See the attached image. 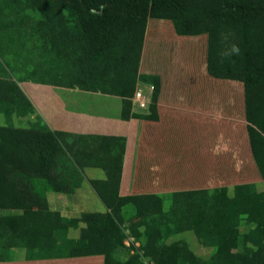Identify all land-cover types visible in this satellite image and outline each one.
Here are the masks:
<instances>
[{
	"label": "trees",
	"instance_id": "16d2710c",
	"mask_svg": "<svg viewBox=\"0 0 264 264\" xmlns=\"http://www.w3.org/2000/svg\"><path fill=\"white\" fill-rule=\"evenodd\" d=\"M49 1L70 3L79 25L93 29L95 57L111 55L119 37L144 19L169 21L178 36H206L208 74L244 86L250 148L264 180V0ZM230 32L238 33L241 43L236 53L223 57L221 42ZM3 69L0 61V112L6 114L18 98L31 107L9 73L3 76ZM143 80L154 86L148 119L156 121L160 78L145 76ZM135 91L132 76L131 97ZM24 108L17 103V112H26ZM131 117L132 101L125 99L122 118ZM65 138L39 117L26 129L0 125V207L10 211L0 216V231L10 236L9 242L0 244V262L12 260L7 255L21 249L29 253L26 259L101 255L105 264H143L139 256L124 261L113 256L126 238L122 210L132 205L135 221L130 228L154 264H264V192L254 193L250 184H240L231 197L228 188L219 187L210 199L190 207L189 200L206 197V190L179 191L166 210L164 199L156 195L119 197L124 139L95 138L90 140L96 146L89 153L79 148L77 154ZM114 146L119 149H114L116 153ZM108 148L113 154L106 153ZM85 166L106 171L107 180L92 185L108 211L70 218L53 211L48 194L73 193L81 186ZM241 215L254 225L243 237L238 232ZM72 230L79 231L78 238L68 236ZM183 231H193L205 247L213 249L210 258H200L179 242L162 243Z\"/></svg>",
	"mask_w": 264,
	"mask_h": 264
},
{
	"label": "crops",
	"instance_id": "0c3cea01",
	"mask_svg": "<svg viewBox=\"0 0 264 264\" xmlns=\"http://www.w3.org/2000/svg\"><path fill=\"white\" fill-rule=\"evenodd\" d=\"M30 6L45 17L34 15ZM72 7L65 1L0 0V61L5 69L3 76L9 73L29 101L31 107L24 103V107L29 109V122L36 117L41 118L53 133L65 134L66 144L75 150H82L80 144L83 141L95 138L124 139L126 146L119 197L156 195L165 201L166 195L190 191L186 187L177 191L178 187L193 186L196 183L199 186L207 185L208 172L212 171L208 162L205 160L204 174H199L195 170L198 164L191 159L190 147L184 144V148L177 149L168 138L174 135L173 126L184 122L185 115L204 122L213 115V108L217 110L216 120L227 119L236 123L229 129L239 132L238 129L242 128L247 131L243 84H228L229 90L234 92L228 94V104H225L223 98H217V94L212 97L206 95L207 77L203 75L206 81L202 82L200 76L189 75L184 61L179 72L170 68V62L167 63L170 69L162 70L160 63L163 58L158 56V70L155 73L146 72L148 37H142V31H147L150 19L142 20L119 37L111 55L95 57L94 31L91 27L82 28L79 25L75 8ZM132 76L136 77L137 90L148 88L141 90L149 106L153 94L151 87L154 86L144 82L143 78H160L156 121L148 119L149 106L141 109L132 101ZM183 82L193 84L191 89H197L196 92L183 93L182 98ZM241 91L243 97L239 98ZM125 99L132 101V117L127 121L122 118ZM8 109L6 114L0 112L1 126L15 124V114ZM243 109L244 116H240ZM144 145L147 147L145 152L142 151ZM207 146L202 145L204 151H207ZM115 147L112 151L118 149ZM240 147L230 146L233 150ZM105 151L113 154L109 148ZM189 162H192L190 171L187 168ZM82 174L81 186L73 193L66 195L50 192V206L63 215L67 212L65 208L80 214L107 212V207L92 185L105 182L106 171L100 167L85 166ZM132 213L135 214L132 205L122 210L124 219ZM0 264H105V257L12 258Z\"/></svg>",
	"mask_w": 264,
	"mask_h": 264
},
{
	"label": "rangeland",
	"instance_id": "374dc122",
	"mask_svg": "<svg viewBox=\"0 0 264 264\" xmlns=\"http://www.w3.org/2000/svg\"><path fill=\"white\" fill-rule=\"evenodd\" d=\"M29 8L33 7L30 6ZM32 11L34 15L40 16L39 18L45 17V15L37 9L35 10L33 8ZM74 17L76 19V14ZM142 33V37H148L145 64L147 70L149 71L146 70V72L155 73L158 70L156 68V58L158 56L163 58V62L160 63L162 70L174 68L173 70L175 72H179V69L181 68L184 61L189 75H195L196 77L200 76L202 82L206 81L203 79V75L207 77V88L205 90L206 95L212 97L214 94H217V98H223L225 104H228V94L234 92L233 90H229V85H242L241 83L232 80L215 79L208 74L206 63V36H198L196 38L178 36L172 23L165 20H151L149 22L147 31H142ZM240 43L241 38L238 33H228L223 37V41L221 42V55L226 57L236 53ZM180 57L182 58L181 62L179 61ZM169 62L171 63L170 68L167 66V63ZM192 85L193 84L186 82L182 83V86H184V89L181 90L182 98H184V94L193 93L194 90L191 89ZM141 89L147 90L148 88L143 87ZM141 89L139 90L142 92ZM196 90L197 89H195L194 93ZM152 91L153 90H151V92ZM14 96H17L15 92ZM238 97H243L242 91ZM18 99L13 101L12 106L8 110L10 113L15 114L16 121L13 126L16 128L26 129L31 127V124L35 121V119H33L32 122H29L27 116L29 109H27V106L24 108L26 109V112H17V103L24 107L22 100L20 98ZM216 112V108H213V115L208 117L204 122L190 115H185L184 122L182 124L174 125V130L172 131L174 132V135L170 136V139L168 138L169 141L174 143L177 149H181L182 147L184 148V144L190 147L191 159L198 164L195 170H197L199 174H204L205 160L212 169V171L209 170L208 172L207 181L209 183H207V185L199 186L198 183H196L193 186L184 185L183 187H178V189H176L178 191L180 189L184 190L186 188H190V191L195 193H198L199 191L202 192L201 189H207L206 197L203 195L199 199L189 200L190 207L195 204L194 202L200 203L205 201L206 198L210 199L213 190L218 187L228 188L229 195L231 197L234 196V188L240 184H250L252 186L251 190L254 193L264 192V180L259 174L257 166L254 162L246 129L243 130L242 128H239V132H236V130L234 131V129H229L230 127L232 128L233 125L235 126L236 123L230 122L227 119L221 120L218 118L216 120ZM240 116H244V109ZM205 130L208 132L206 133ZM167 131H170V129ZM80 145L82 149L86 151V153H89L92 148L96 146L93 141H83V144L81 143ZM202 145H208L207 151H204ZM232 145L235 146V148H237V145H240L241 147L238 150H233L230 148ZM146 149L147 147L144 145L142 151L145 152ZM77 151L78 150H76V152ZM77 154L80 153L78 152ZM187 154L189 155V152H187ZM204 155H206L205 159ZM142 157L144 158L145 156L142 155ZM191 163L192 162H189L187 165V168H189L188 171L192 170ZM171 199L172 195L165 196L164 207L166 210H168L171 206ZM68 207H71L70 204H68ZM88 208L91 209L92 207ZM51 209L53 211H57L53 207H51ZM65 209L67 212L64 213V215L66 216L60 212L64 217H80L82 215L80 213H72L68 211L69 208ZM9 212V209L0 207V216L8 214ZM189 212H192V208H190ZM17 213H19V211L13 214ZM134 217V213L128 214L124 220L122 226L126 236L124 245L115 253H113V256L120 261H124L130 256H139L143 264H148L151 262L154 263V261L146 254L145 250L142 249V242L140 238H138L130 228L131 223L135 221ZM246 217V215H241V221L238 225L240 237L247 235L254 227V225L247 221ZM1 234L4 235L0 231V235ZM4 236L5 237L0 240V244L9 242L10 236ZM68 236L70 238H78L79 231L72 230ZM174 242L182 243L202 259L210 258L213 253V249L205 247L193 231H183L177 233L162 243L170 245ZM7 256H10L11 258H26L29 256V253H27L25 250L15 249L12 250Z\"/></svg>",
	"mask_w": 264,
	"mask_h": 264
},
{
	"label": "built area",
	"instance_id": "2783aa9c",
	"mask_svg": "<svg viewBox=\"0 0 264 264\" xmlns=\"http://www.w3.org/2000/svg\"><path fill=\"white\" fill-rule=\"evenodd\" d=\"M151 89L154 90V87H151ZM132 101H134L139 106V108H141V109H147L149 106V101H148L147 97L140 90L135 91V93L132 97ZM148 264H154V263L151 262Z\"/></svg>",
	"mask_w": 264,
	"mask_h": 264
}]
</instances>
